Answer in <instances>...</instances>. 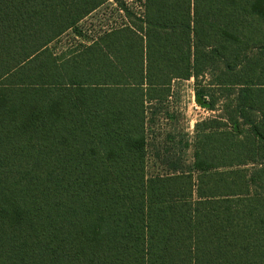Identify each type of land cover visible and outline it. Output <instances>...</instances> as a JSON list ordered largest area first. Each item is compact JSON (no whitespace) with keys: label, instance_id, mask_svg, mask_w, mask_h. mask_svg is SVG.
Segmentation results:
<instances>
[{"label":"trees","instance_id":"16d2710c","mask_svg":"<svg viewBox=\"0 0 264 264\" xmlns=\"http://www.w3.org/2000/svg\"><path fill=\"white\" fill-rule=\"evenodd\" d=\"M110 1L0 0V264H264V0H112L66 46ZM191 79L219 115L150 156Z\"/></svg>","mask_w":264,"mask_h":264},{"label":"rangeland","instance_id":"374dc122","mask_svg":"<svg viewBox=\"0 0 264 264\" xmlns=\"http://www.w3.org/2000/svg\"><path fill=\"white\" fill-rule=\"evenodd\" d=\"M125 1L135 16L139 17L142 12L141 5L136 3L135 0ZM127 22L128 19L125 17V14L119 11L117 4L111 0L81 23L85 38L69 34L64 37V43L66 46H77L82 44V42H86V40L96 38L103 30H106L110 26L121 25ZM194 85V79L189 81H174L171 84V96L158 107L155 123H152L148 128L150 156L154 148L169 146L177 152L180 150L185 151L184 158L191 162L196 124L219 115V113L211 114L197 105L194 95ZM185 143L191 145L187 150L184 148ZM153 171L155 172L150 164L148 174H152Z\"/></svg>","mask_w":264,"mask_h":264}]
</instances>
